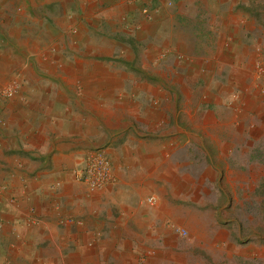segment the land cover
I'll return each mask as SVG.
<instances>
[{
  "label": "rangeland",
  "instance_id": "1",
  "mask_svg": "<svg viewBox=\"0 0 264 264\" xmlns=\"http://www.w3.org/2000/svg\"><path fill=\"white\" fill-rule=\"evenodd\" d=\"M148 1L140 12L144 18L146 8L152 23L161 8ZM219 1V28L194 31L191 43L204 46L180 54L156 42L116 44L114 56L93 57L84 68L68 45L70 30L36 13L37 0H0V264L16 258L20 232L8 224L9 207L30 199L32 154L43 182L33 195L44 203L40 211L19 205L28 240L41 237L22 243L24 250L49 245L51 229L82 226L98 201L91 215L103 224L101 244L113 242L118 254L109 252L121 264H264V20L252 16H264V0ZM244 10L250 13L230 21L228 13ZM126 22L128 36L136 34L138 24ZM149 49H156L152 60ZM121 87L133 89L118 94ZM78 98L86 109L75 107ZM185 103L195 109L178 110ZM99 112L108 126L84 133L102 125L91 117ZM53 140L58 150L74 140L78 147L60 153L58 171ZM96 160L110 177L93 188Z\"/></svg>",
  "mask_w": 264,
  "mask_h": 264
},
{
  "label": "crops",
  "instance_id": "2",
  "mask_svg": "<svg viewBox=\"0 0 264 264\" xmlns=\"http://www.w3.org/2000/svg\"><path fill=\"white\" fill-rule=\"evenodd\" d=\"M147 1L148 0H37L34 5L31 4L30 6H37L39 8L34 10L36 13H44L45 15H50L52 19V26L54 29H59L60 31H65V29L70 30V32L68 33V45L70 47L73 46L75 52H78L80 56L78 60L83 61L84 68H86L87 64L93 62V57L96 60H105L111 55L114 56L113 54L117 53V50L113 52V47L116 44L120 46L135 44L137 46L138 44L144 45L147 43L153 44L156 42L162 45H173L176 47V51L180 54H185V50L193 51V46L197 47L203 45L200 42L191 43L194 42L192 39L196 38L194 37V31H216L215 29L219 28L220 15L223 14V11L220 10L218 6L220 3L219 0H216L215 2L214 0H178L174 7L166 6L167 0H154V2H156L160 6L161 10L157 15H155L154 22L149 23L144 19L146 17L143 18V16H141L142 13L140 12L142 11V4L147 3ZM151 3L152 2L148 1V4ZM261 11L253 10L252 16L258 17L260 20H264L263 14L260 13ZM255 12L256 14H254ZM249 13V11L244 10L239 11L238 14L228 13L227 15L229 16V19L231 21L242 18ZM126 20L130 23H133L134 21L135 24H138L136 34L128 36L127 33H129V31L125 29L124 25ZM39 21L40 20H38V22ZM234 32L229 29L228 33H233L238 37L239 35H243L239 29L235 30ZM59 34L60 33L58 32L57 35ZM109 36L113 39L109 38ZM204 36L205 35L202 34V37ZM209 41L211 43L207 44L209 47H212L214 40L211 39ZM82 48L83 52L81 51ZM87 48L90 49L87 50ZM208 49L209 48H207V50ZM149 50L145 55L148 56V60H152L150 57H153L154 50L156 51V49ZM232 50L234 51L235 49L232 48ZM233 51H230L231 54L233 53ZM142 55L144 56L143 53ZM143 56L140 58V61L144 63ZM226 57H228V55ZM81 75L87 76L86 71L83 70V74ZM95 90L97 91L96 93L100 92L98 89ZM106 90V92L111 91L108 88ZM131 90L128 87H121L116 92L120 94L122 92L125 93V91L127 93ZM184 92L187 93V91ZM90 93L93 94L94 92ZM77 100L78 101L74 102L75 107L86 109L84 99L81 100L80 98H78ZM79 102H81L82 104ZM189 103L190 102H187V104ZM187 104L185 105L186 108H182L181 106V108H178V110L181 109V111L184 110V112L189 113L190 110L195 109L194 103H191V105ZM104 116L105 115L100 112L92 113V120L96 121L97 124V120H101L102 125H96L97 131L92 128L90 131L84 133L91 136L99 133V131H103L109 124V118L107 122H105L106 119L102 120V117ZM73 133L78 134V132ZM43 140L44 139L39 141V143H41L42 145H44L42 143ZM31 145L33 146V148L37 147V144L31 143L30 146ZM49 150H55V153L49 154V156H51V163H53L54 165L57 164L56 166H58V168L55 169L58 171L59 169H61V165L58 164L60 161V153H63V155L68 154L69 156L74 155L78 151V147L76 141L74 140L72 144H68L67 149H64L67 152L64 153V150H58L57 140H53L50 143ZM34 156L38 155L32 154L28 157L30 158L29 161L32 168L36 169V175L34 174V182L33 184L29 183L27 189L30 199H25L23 201L17 200L16 207H9L12 216L8 221V224L10 223V225H12V229H19L20 232V236L17 235L19 236L18 247L14 250L17 251L15 252L16 258L11 262V264H121L120 259L112 256V254L109 252V250L111 249L114 251L113 255L118 254L115 253L116 246L113 245V242L112 244H110L111 248H107L106 246L104 247L101 244L100 239L106 234L100 229L102 227L101 225L103 224L101 222V219L95 216L96 214L91 215V213H95V211L98 210V201L89 203L90 206L87 210L89 212V216L86 217L87 220L84 221L82 226H78L74 230L72 222L68 226L57 228V231L56 229H51L52 235L48 240L49 245L39 249H31L32 247H30L28 250H24L22 248V243L24 244V242L30 241L27 237L29 222L27 220V216L19 212V205H21V211L22 209H26L25 211H28L29 209L40 211L41 205L44 203H40L41 200L37 201V197L33 195V190L38 187H42L43 185V182L38 180L40 172H38L37 165L40 166V161L35 162ZM63 157L66 158L65 156ZM63 168L65 169L67 167L63 166ZM2 169L3 167H1L0 170ZM28 172L31 173V170H28ZM64 181L66 182V185L64 184V187L67 190L70 188V185L67 183V178H64ZM71 187H76V185L73 184L71 185ZM1 206L0 212H3L2 214L4 215L5 208L3 202ZM16 208H18V212ZM37 235L38 232H36V234H33V241H30L31 243L34 244L40 240L41 237L39 238ZM2 241L4 243L3 238ZM74 242L78 246L77 249L74 246L70 245ZM65 251H67V255L63 256ZM74 255H78L79 257H74ZM22 259L24 261H22ZM1 260L2 256L0 257V261Z\"/></svg>",
  "mask_w": 264,
  "mask_h": 264
},
{
  "label": "built area",
  "instance_id": "3",
  "mask_svg": "<svg viewBox=\"0 0 264 264\" xmlns=\"http://www.w3.org/2000/svg\"><path fill=\"white\" fill-rule=\"evenodd\" d=\"M143 13L146 15V18H150V14L148 13V11L146 10V8H144ZM93 165H91V167L93 168V180H91L90 184L91 187L95 188L97 186H100L101 184H103L105 181H107L110 177V171L108 170L107 165L102 162V161H94L92 162ZM97 167V169H96ZM90 168V167H89ZM152 198L149 200V202H152Z\"/></svg>",
  "mask_w": 264,
  "mask_h": 264
}]
</instances>
